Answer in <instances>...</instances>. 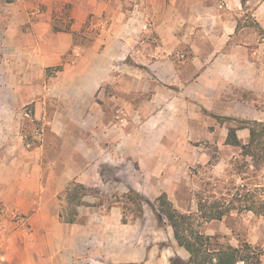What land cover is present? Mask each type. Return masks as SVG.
<instances>
[{"label":"rangeland","instance_id":"obj_1","mask_svg":"<svg viewBox=\"0 0 264 264\" xmlns=\"http://www.w3.org/2000/svg\"><path fill=\"white\" fill-rule=\"evenodd\" d=\"M18 1L0 0V7ZM25 1L28 3V21L22 25L24 33L75 32L71 49L62 57L63 64L75 60L78 64L89 50L99 52L130 18L138 28H142L133 33L129 48L124 49L116 42L111 48V58L114 60L111 75L93 95L92 107L89 106L100 117L94 122L92 118L84 122L93 133L67 122L71 141L90 136L103 148V160H112L116 165L112 167L102 160L96 168L100 176L95 175L96 171L92 172L97 179L93 181L92 194L87 198L92 206L78 209L80 223H86L92 217L95 218L92 224L98 227L102 215L108 225L122 226L121 208L118 206L117 220L108 211L110 205H117L118 196L128 186L152 201L161 193H166L173 205L184 212L196 209L197 192L219 191L217 179L230 177V162L239 157L240 152L225 144L227 130L229 126L249 121L242 117L243 112L251 113L245 106H255L259 111L261 107L264 108V99L227 79H218L217 72L205 74L201 84L191 86L197 74L193 49L212 50V42L208 38L219 28L220 17L236 19L237 25L244 28L241 35H259L264 30L253 13L263 0H106L107 7L101 10L93 8L75 31L71 29L73 10L64 0ZM228 2H235L236 5L228 6ZM133 11L136 12L132 16ZM80 16L82 20L85 15L82 12ZM163 22L173 24L180 42H168L164 48L161 38L153 29L154 23ZM4 27L1 18L0 93L1 87L8 83L25 86L22 89L27 90L32 85H53L57 87L53 92L56 94L59 89L73 88L67 82L68 75L61 72L63 65L45 68L43 74H20L14 65V56L6 53ZM240 34L237 38H240ZM28 42L30 45V37ZM83 60L87 61V57ZM169 61L173 68L167 66ZM6 66L12 70L9 74ZM63 94L45 95L49 115L57 109L66 112L72 106L71 97ZM40 98L43 99L44 95H40ZM0 112L1 117L5 118L0 120L1 190L4 177H17L21 171L19 167L9 168V161L15 160V157L21 162L28 159L13 147L19 141L20 134L24 143L29 144L28 149H31L41 143V139L35 137L37 133H44L46 152L40 164L45 175L47 165H50L48 153L50 156L55 148L61 149V140L51 135L45 122L35 118L32 104L17 111L19 116L10 122L6 119L7 111L1 109ZM232 112L239 115L234 116ZM100 156L98 152L93 153L94 161ZM244 177L251 183H264V170L252 167L244 169L237 178V184L245 182ZM222 186L223 182L220 188L225 192ZM64 192L59 197L62 200ZM61 204L66 212L67 203ZM118 230L122 231L112 234L116 236V243L109 244L106 249L109 263H117L113 261L114 258L121 264H171L170 259L179 257L186 261L188 258L187 252L175 242L171 228L158 225L149 206L145 207L142 218L131 220ZM203 230L208 234H219L222 241L234 246L247 241L264 250V217L250 211L232 212L222 220L205 224ZM103 247L96 242L94 248L105 249ZM77 248V254L81 255L78 257H87L89 253L82 244ZM89 255L93 259H101L99 252Z\"/></svg>","mask_w":264,"mask_h":264},{"label":"crops","instance_id":"obj_2","mask_svg":"<svg viewBox=\"0 0 264 264\" xmlns=\"http://www.w3.org/2000/svg\"><path fill=\"white\" fill-rule=\"evenodd\" d=\"M64 1L73 10L74 21L71 25L73 31L85 22L86 15L93 8L101 10L108 5L106 0ZM227 4L228 6L236 5L235 2ZM0 10H2L0 19H3L5 26L3 40L7 48L6 53L14 56V65L17 66L18 72L20 74L36 72L43 74L45 68L63 65L61 72L68 75L67 82L73 86L72 89H59L57 94L53 93L57 87L47 84L32 85L30 86L31 92L22 89L25 86L18 87L14 83L1 87L0 111L1 109L7 111L6 119L10 122L15 116H19L17 111L32 104L35 118L45 122L49 126L51 135L61 140V149L55 148L50 156L48 153L50 159L48 164L50 165H47L45 175L40 164L46 152L44 133H37L35 137L40 138L41 143L31 149H28L29 144L24 143L21 134L19 141L15 142L14 150H19L20 155H25L28 159L21 162L15 157V160L9 161V168L19 167L21 171L19 175H16L17 177H4V185L0 190V264H121L114 258L113 261L117 263H109L106 249L109 244L116 243L114 240L116 236L112 234L122 231L118 229H122L127 224L108 225L102 215H100L102 222L98 227L92 224V220L95 219L92 217L86 223H80L78 209L90 206L77 207V220L74 223L63 222L60 219L59 214L63 211L61 202L66 203V200L64 201L66 187L73 181L91 187L93 181L97 180L95 176H92V172L96 171L98 164L103 160V148L90 136L71 141L72 136L67 132V122L70 121L77 127L93 133L84 122L87 118H92L94 122L100 117L97 113H93L89 106L93 104V95L111 75L114 64L111 58L113 57L111 48L114 47L115 42L124 49L129 48L133 33L141 31L142 28L141 26L138 28L132 21L133 18H130L129 21L123 23L120 32L107 40L99 52L92 53L89 50L78 64L76 60L63 64L62 57L71 49L75 32L24 33L22 25L28 21V3L25 0L1 6ZM82 12L85 15L83 21L80 16ZM135 12L131 13L132 16ZM253 16L264 30V0L255 9ZM220 19L219 28L208 38L212 42V50L206 52L200 47L193 49V64L197 74L191 86L201 84L205 74L217 72L219 73L216 75L218 79H227L234 85L253 91L254 95L264 99V40L256 33L241 35L244 28L237 25L236 19L222 17ZM144 27H146L145 23ZM153 29L161 38L164 48L168 42H180L172 23H154ZM239 34L240 38H237ZM29 37L30 45L28 44ZM78 53L76 52L77 55L80 54ZM86 57L87 61L83 60ZM169 65L173 68L170 61L167 63L168 67ZM148 67L151 66L148 65ZM6 71H9L7 73L9 74L12 70L6 66ZM63 93L71 97L72 106L66 112L57 109L49 115L45 95L60 96L64 95ZM40 95H44V100L40 98ZM4 97L8 98L4 99ZM116 101L120 104L118 100ZM245 108L251 113L243 112L244 119L264 122V108L261 107L259 111L255 106L246 105ZM232 113L234 116L239 115ZM1 119L5 118L1 117ZM236 133L243 143L248 141L250 135L248 128L238 129ZM103 134L106 136L105 132ZM95 152L100 153L101 156L100 159L94 161L93 153ZM103 163L116 167L112 160L107 162L104 159ZM95 175L100 176L98 171ZM63 192L62 200L59 197ZM90 196L87 195L84 199L89 202L87 198ZM118 210V205H110L108 212L115 215V220L119 215ZM96 242H99V246H104L105 249H95ZM81 244L89 254L99 252L101 259H93L89 254L85 258L78 257L81 255L77 254V246ZM169 261L171 263V259Z\"/></svg>","mask_w":264,"mask_h":264},{"label":"trees","instance_id":"obj_3","mask_svg":"<svg viewBox=\"0 0 264 264\" xmlns=\"http://www.w3.org/2000/svg\"><path fill=\"white\" fill-rule=\"evenodd\" d=\"M264 40V31L259 34ZM248 128V141L243 143L237 136V130ZM225 144L238 147L239 157L230 162L232 166L229 178L217 179V193L201 191L196 193V209L180 211L161 193L153 201L135 188L128 186L118 196L117 205L121 208L122 223L143 217L144 209L149 206L158 225H167L177 245L184 249L188 258L171 259V264H263L264 250L244 241L237 246L221 240L219 234H208L203 226L209 222L222 220L232 212L250 211L264 217V183L245 182L237 184V178L244 169L264 170V122L242 121L239 125L229 126ZM223 182L222 188L220 183ZM93 188L78 182H71L65 190L68 211L60 212L63 222L74 223L77 220V207L92 206L84 198L91 195ZM129 216L131 220H129ZM176 261V263H175Z\"/></svg>","mask_w":264,"mask_h":264}]
</instances>
